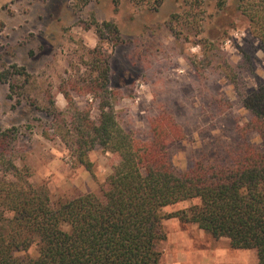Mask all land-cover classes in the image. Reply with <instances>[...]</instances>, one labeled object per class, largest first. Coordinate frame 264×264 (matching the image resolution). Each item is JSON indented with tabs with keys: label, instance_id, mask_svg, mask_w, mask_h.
I'll list each match as a JSON object with an SVG mask.
<instances>
[{
	"label": "rangeland",
	"instance_id": "1",
	"mask_svg": "<svg viewBox=\"0 0 264 264\" xmlns=\"http://www.w3.org/2000/svg\"><path fill=\"white\" fill-rule=\"evenodd\" d=\"M225 1L221 8L219 0H0V73L16 65L30 75L26 84L18 79L13 99L0 82V131L13 129L0 146V177L11 178L13 164L46 188L54 207L81 194L102 195L117 156L96 146L79 163L44 111L69 107L65 88L76 108L98 120L99 101L85 87L99 75L96 48L110 59L109 97L122 128L147 142L153 122L167 117L182 131L169 148L178 174L237 147L250 119L241 95L264 85V52L239 0ZM247 138L261 145L257 133ZM199 204L180 202L162 215ZM162 228V264H258L255 250L234 249L195 224L166 217ZM38 244L18 256L37 258Z\"/></svg>",
	"mask_w": 264,
	"mask_h": 264
},
{
	"label": "trees",
	"instance_id": "2",
	"mask_svg": "<svg viewBox=\"0 0 264 264\" xmlns=\"http://www.w3.org/2000/svg\"><path fill=\"white\" fill-rule=\"evenodd\" d=\"M225 5L219 0V7ZM238 10L264 52V0H239ZM102 27L118 34L111 23ZM91 52L99 75L85 87L99 101L98 120L76 108L65 88L60 92L69 107L44 111L79 163L85 164L96 146L116 155L118 163L101 196L81 194L56 207L44 186L33 184L31 176H20L10 164L15 174L0 177V264H162L166 217L195 224L215 239L227 238L234 249L255 250L258 264H264V85L241 95L250 119L240 130L239 145L217 151L213 159L200 158L178 174L169 148L181 139L182 131L167 117L153 122L147 142L122 128L109 97L110 59L98 48ZM21 78L29 82L25 67L13 65L0 73V82L9 85L10 99L22 87L17 84ZM12 131H0V146ZM250 132L257 133L260 146L248 140ZM195 199L199 205L162 215L168 206ZM36 239L37 258L18 256Z\"/></svg>",
	"mask_w": 264,
	"mask_h": 264
}]
</instances>
